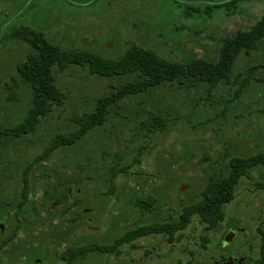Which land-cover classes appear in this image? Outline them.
Listing matches in <instances>:
<instances>
[{
  "label": "rangeland",
  "instance_id": "rangeland-1",
  "mask_svg": "<svg viewBox=\"0 0 264 264\" xmlns=\"http://www.w3.org/2000/svg\"><path fill=\"white\" fill-rule=\"evenodd\" d=\"M175 4V0H0L4 28L0 127L13 126L31 104L29 85L16 78V64L24 61L31 47L13 35L16 30L40 31L62 49L91 50L108 58L137 43L172 61L192 54L214 61L222 38L248 29L264 12L260 0H239L232 11L186 18L169 14ZM260 61L241 55L235 72ZM53 71L66 93L64 102L53 107L34 133L5 137L0 144V209L7 210L11 220L5 225L0 217V235L10 237L7 250L15 247L22 257L23 242L43 238L54 243L63 240L64 247L89 240L117 243L124 241L127 230L145 225H176L183 229L182 245L193 247H199L202 236L207 237L205 244L216 246L233 223L244 230L227 242H240L242 249L264 242V234L259 233L264 231V187L256 186L264 183V166L252 167L248 176L238 180L229 202L213 205L211 211L197 208L207 197L210 175L226 173L231 156L263 147V82L237 99L232 98L233 90L222 86L211 96L205 92L186 96L160 87L151 89L150 95L128 97L119 103L122 109L72 146L53 149L33 162L24 194L26 166L57 134L72 127L73 116L91 111L99 96L126 79L93 75L79 66ZM254 76L264 80V69ZM156 108L172 110L170 120L163 131L144 133L140 121ZM132 235L131 242L151 245L161 240L167 245L166 237ZM253 257L258 259L257 252ZM55 259L52 264H59L60 258Z\"/></svg>",
  "mask_w": 264,
  "mask_h": 264
},
{
  "label": "trees",
  "instance_id": "trees-1",
  "mask_svg": "<svg viewBox=\"0 0 264 264\" xmlns=\"http://www.w3.org/2000/svg\"><path fill=\"white\" fill-rule=\"evenodd\" d=\"M211 1V0H210ZM239 0L196 1L181 3L175 0V5L169 14H181L186 18H201L211 16L218 11H232ZM264 4V0H260ZM3 24H0V32ZM13 35L25 41L31 47L24 61L16 64V78L29 85L31 90L30 107L25 115L19 118L13 126L0 127V144L5 137L21 138L34 133L54 106L61 105L66 99V93L57 85L53 71L57 67L63 71L70 66L86 67L97 76H124L125 81L113 86L112 91L97 98L91 111H84L72 120V127L64 134H57L52 144L45 147L23 170V188L27 194L29 188L28 173L31 164L36 163L47 153L58 147L72 146L78 139L91 129L101 126L112 114L121 108L119 103L128 97L149 94L151 89L165 87L175 93L184 92L189 96L192 92H205L208 96L217 87H225L228 92L233 90L232 98H239L243 92L256 82L264 80L255 77L258 69H264V12L246 30H239L232 37L221 39L218 57L214 61L190 55L180 61H172L160 56L154 49L133 43L123 50L116 58L104 57L91 50L62 49L49 40L42 32L31 29L14 31ZM244 55L248 58H260L257 64L249 65L246 69H234L238 58ZM245 73H242L245 71ZM150 95V94H149ZM153 98V97H152ZM172 110H154L147 120H141L140 126L144 133L163 131ZM141 150H139V154ZM134 160L138 161L135 156ZM264 166V145L254 153L235 154L228 159V169L223 174H212L206 184L205 197L202 205L197 208L202 211L213 210V205L229 202L234 195L238 180L248 176L252 167ZM3 173H1L2 175ZM259 188L264 183H257ZM0 217L5 225L11 223L9 213L0 209ZM1 232V229H0ZM0 251L6 250L0 256V264H12L10 259L15 255L9 251V235H0ZM30 236V235H29ZM29 236L26 240H29ZM132 237V234H128ZM8 247L6 249H3ZM6 259V261H1Z\"/></svg>",
  "mask_w": 264,
  "mask_h": 264
},
{
  "label": "flooded vegetation",
  "instance_id": "flooded-vegetation-1",
  "mask_svg": "<svg viewBox=\"0 0 264 264\" xmlns=\"http://www.w3.org/2000/svg\"><path fill=\"white\" fill-rule=\"evenodd\" d=\"M182 230L176 225H145L127 230L124 241L121 242L101 243L89 240L66 247L63 240L54 243L43 238L42 242H23L26 247L22 246V257L14 247L15 256L10 261L12 264H52L57 255L61 264H264L263 241L257 248L249 246L248 249H242L240 242H227L235 232L244 230L236 223L227 225L226 237L214 247L205 244L206 236L201 237L199 247L188 243L182 245ZM132 233L137 238L166 237L167 245L161 240L151 245L131 242L128 234ZM259 233L264 234V231L259 230ZM124 246L129 249H122ZM256 252L258 259L253 257Z\"/></svg>",
  "mask_w": 264,
  "mask_h": 264
},
{
  "label": "water",
  "instance_id": "water-1",
  "mask_svg": "<svg viewBox=\"0 0 264 264\" xmlns=\"http://www.w3.org/2000/svg\"><path fill=\"white\" fill-rule=\"evenodd\" d=\"M2 227H0V229H1Z\"/></svg>",
  "mask_w": 264,
  "mask_h": 264
}]
</instances>
